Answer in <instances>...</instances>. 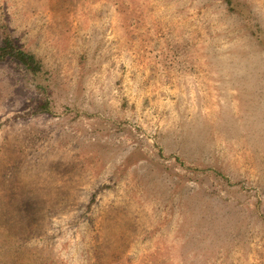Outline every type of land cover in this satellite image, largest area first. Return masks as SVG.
I'll use <instances>...</instances> for the list:
<instances>
[{"label":"rangeland","instance_id":"374dc122","mask_svg":"<svg viewBox=\"0 0 264 264\" xmlns=\"http://www.w3.org/2000/svg\"><path fill=\"white\" fill-rule=\"evenodd\" d=\"M0 0V264H264V0Z\"/></svg>","mask_w":264,"mask_h":264},{"label":"trees","instance_id":"16d2710c","mask_svg":"<svg viewBox=\"0 0 264 264\" xmlns=\"http://www.w3.org/2000/svg\"><path fill=\"white\" fill-rule=\"evenodd\" d=\"M226 1L232 6L231 0ZM7 60L18 62L34 75H39L44 71L43 63L33 53L21 49L9 38H4L0 46V62Z\"/></svg>","mask_w":264,"mask_h":264}]
</instances>
